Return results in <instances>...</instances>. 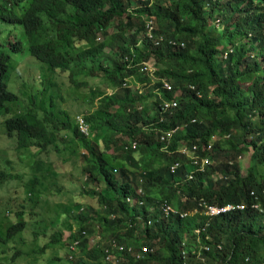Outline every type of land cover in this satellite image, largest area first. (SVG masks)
Instances as JSON below:
<instances>
[{
	"label": "trees",
	"instance_id": "1",
	"mask_svg": "<svg viewBox=\"0 0 264 264\" xmlns=\"http://www.w3.org/2000/svg\"><path fill=\"white\" fill-rule=\"evenodd\" d=\"M15 1L0 0V37L5 24L19 26L30 53L50 67L42 75L44 84L52 83L50 77L57 71L71 72L77 83L97 77L113 92L91 90L87 97L90 103L99 97L96 109L89 106L85 115L93 139L80 135L74 119L63 111L56 119H52L54 109L41 120L32 113L17 115L18 96L7 84L10 57L0 52L3 141L11 150L18 147L25 158L33 157L32 147L38 153L48 146L61 152L62 142L74 155L79 154L78 147L87 148L85 187L97 199V208L81 210V203L68 207L65 220L55 221L53 230L42 221L30 229L25 213L16 214L15 222L0 229V253L21 254L26 247L23 254L30 256L35 248L34 242L26 241L27 235L38 239L45 259L74 220L81 224L70 241H79L84 258L76 259L79 252L68 249L73 259L55 257L52 264L63 259L69 264H109L105 250L120 255L113 244L132 248L134 254L141 247L153 250L140 261L125 255L126 264H196L191 250L196 238L211 247L210 252L203 251L206 264H264V13H257L255 0H225L237 11L222 19L221 35L209 26L207 11L212 4L221 8L222 0H154L150 7L141 6L143 1L133 8L129 0H25L21 7ZM10 3L18 9H7ZM143 15L155 18L146 35ZM115 20L116 32L109 34ZM229 25L234 29L229 31ZM249 33L259 47L240 44L224 65L217 62L218 48L226 40L235 43ZM12 49L20 51V43ZM250 53H255L254 59L248 58ZM151 59L162 66L154 79L141 71V64ZM87 61L90 65L83 66ZM130 79L141 83L147 93L124 87ZM163 80L171 84L170 90L164 89ZM161 98L173 100L176 106L164 112ZM61 131L72 133L78 142L60 139ZM164 133L168 135L163 139ZM249 148L248 172L241 176L237 158ZM17 151L7 153L3 164L7 170L0 167V185L16 176L12 158H19ZM203 158L208 163L201 164L199 171ZM36 172L30 183L32 194L39 193ZM95 183L101 188L90 186ZM139 187L141 195L136 193ZM128 196L142 199L144 205L128 203ZM164 202L178 214L164 217L159 210ZM227 205H243V209L215 216L205 213L206 206ZM149 208H153L150 215ZM182 213L186 215L180 217ZM138 217L145 219L143 224ZM195 230H200L199 237ZM94 232L100 239L87 248ZM184 235L189 238L186 261L178 249Z\"/></svg>",
	"mask_w": 264,
	"mask_h": 264
},
{
	"label": "rangeland",
	"instance_id": "2",
	"mask_svg": "<svg viewBox=\"0 0 264 264\" xmlns=\"http://www.w3.org/2000/svg\"><path fill=\"white\" fill-rule=\"evenodd\" d=\"M222 1L221 8H217L215 6L207 11L208 15L211 16L208 18L209 25H214L215 28L219 27L215 25L216 21L219 20L221 24L222 19L228 17L231 9H236L235 6H230L226 4L224 0ZM213 10H215L216 13L211 15ZM223 10H227V13H225L224 16H221L220 13ZM117 23L118 20L113 22V26L108 30L109 34L116 32L115 25ZM18 34L20 39H22V33L18 31ZM8 40L10 42H15V34L13 33L12 36L8 38ZM225 42H227V40ZM226 48H228V45ZM11 55L14 64L20 65L10 73V87H8L9 91L12 89L13 91L20 93L21 91L27 90L28 93L33 94L34 97H36V90L41 89L39 77L44 71V65L36 58L30 56L26 48L22 53ZM252 56H255V53H253ZM28 60H31L30 63ZM147 66L152 71L162 67L153 61L149 62ZM51 81L55 83L53 89L59 91L60 97L57 99V106L67 110L72 116L76 114H87L90 112L87 97L91 90L106 89L105 84H99L97 77H88L86 79L80 80L79 83L76 84L69 79L68 73L63 72H58L55 76H52ZM82 82L84 85H81ZM130 86L135 92H141L143 95L147 93V89L143 88V85L136 82L134 79L133 84H130ZM108 93H111V90H108ZM30 102L31 100L25 99L23 105L21 107H17L15 112H24V110L28 107H32ZM11 117L12 116L5 118L4 122L6 119ZM2 129L4 131V124ZM5 138L7 137L5 136ZM246 140L248 142L249 138ZM61 148V152L50 151L38 153L36 152V148L32 147L31 151H34L35 156L34 162L32 157L25 158L24 156H21V153L17 151L16 146L15 149L13 148L17 151L16 154L19 155V158H12V160H14L13 174L16 175L14 179L9 181V183L7 182L0 185L1 224L7 226L8 224L15 222L17 219L16 214L22 212L25 213V220L27 221V226L30 227V229L31 227H36V224L39 223V221H42L45 224V227L48 226L49 229L53 230L52 226L55 221H58L60 216L65 214L68 206H71L73 203H81L85 207L92 206L97 208V199L87 194L85 187L86 177L89 174V172L86 171L87 162L84 156V154L87 153V148L78 147V155H74L71 152V148L66 142L61 144ZM10 150L11 148L7 147L6 142L3 141L0 133V167L3 168V164L6 162L7 153L9 154L14 152V150ZM110 152H113V150L111 149ZM251 153L252 149L249 148L248 152L241 154L240 157L237 158V164L239 166V173L241 176L247 175V168H249L248 166L251 161ZM17 158L18 160H15ZM211 162L212 165H215L214 161L211 160ZM32 168L35 172L38 171L36 174L39 178V183H36V185L39 190L38 194H40L41 197L37 198L33 196V199H29L26 197V192L30 186L29 181L32 177ZM3 170H7V167H4ZM48 170L49 172H47ZM199 171H202V168L199 169ZM116 174H118V172ZM191 175L192 173L188 175V180H191ZM92 186L97 187L98 189L101 188L98 187L96 183ZM138 220V222H140L144 221L145 219L141 217ZM80 224L81 222H75L74 220H71L69 222V228L62 230V240L58 241L56 247L49 249L45 259L43 258V252H40L38 239L35 240L32 237H28L26 235V241L28 243L34 242L33 244L35 252L30 253L31 255L27 259H19L20 257L24 256L23 250H28L26 247H22L21 254L18 252L19 257L15 261L12 260V264H49L48 262L51 263V260L55 257L62 258L65 256L68 258V245L72 242L70 241V237L73 233L78 231ZM139 224H143V222H140ZM140 227L142 228L141 225ZM16 239L18 240L19 237L17 236ZM99 239L100 235L98 233L94 232L91 234L87 241V248L92 247V245ZM187 240H189V238L187 235H184L180 245L178 246L179 250H182L185 247V250L188 251L186 248V244H188ZM222 246L223 244L220 243L218 245V249H221ZM14 253L15 251L7 254L0 253V258L9 255V257L12 259ZM134 255L135 254H132V256ZM80 258H84L81 249H79V254L76 259ZM3 261L5 264H11L10 259H4ZM60 264L69 263L67 260L63 259ZM111 264H117V262L114 260V263Z\"/></svg>",
	"mask_w": 264,
	"mask_h": 264
},
{
	"label": "clouds",
	"instance_id": "3",
	"mask_svg": "<svg viewBox=\"0 0 264 264\" xmlns=\"http://www.w3.org/2000/svg\"><path fill=\"white\" fill-rule=\"evenodd\" d=\"M144 1V4L143 5H141V6H146V7H150L151 5H152V3H153V1L154 0H129V2L131 3V7L133 8L134 7V5L136 4V3H138V2H143ZM225 1V0H224ZM25 2V0H17V1H15V3L17 4V5H19L20 7L22 6V4ZM255 3L257 4V7H258V9H257V13H260L261 14V12L262 13H264V3L263 4H260V5H258V0H255ZM141 6H139V7H141ZM19 7V8H20ZM214 7V4H212L211 5V7L210 8H213ZM131 8V9H132ZM7 9H10V10H16V9H18V8H15L14 6H13V4L12 3H10L8 6H7ZM231 10H234V11H237V7H236V9H231ZM214 11V10H213ZM216 12L214 11V12H212V14L211 15H214ZM207 14H208V12H207ZM238 13L236 12L234 15H237ZM242 14H244V12H242ZM142 23H143V26H144V34L146 35V34H149V32L152 30L151 29V27L154 25V21H155V18H154V16H149V15H143L142 16ZM6 26H5V30H4V32H3V35H1V37H0V52L1 51H4L6 54H7V56H9L10 57V60H9V71H8V74H7V84H8V87H10V82H9V77H10V73H11V71L12 70H14V69H16L20 64H14V62H13V60H12V55L11 54H17V53H22L24 50H25V48H26V50H27V52H28V54L30 55V56H32V57H34V58H36L40 63H42L43 65H44V71H43V73L45 72V70L47 69V68H49L50 69V67L47 65V64H45V63H43L41 60H39L36 56H34V55H32L31 53H30V51H29V42H28V40L27 39H20V36H19V34H18V31L20 32V28H19V26H14V25H8V24H5ZM215 25L216 26H219L218 28H216L217 29V31H216V33H218L219 35H221V34H223V29H224V25L222 24V21H221V24H220V21L218 20V21H216L215 22ZM209 26H213L214 28H215V26L214 25H209ZM227 26V25H226ZM234 27H235V25H229V31H231V30H233L234 29ZM15 34V37H16V41L15 42H10L9 40H8V38L9 37H11L12 36V34ZM254 35L252 34V33H249V34H247V35H244L243 36V39L241 40V39H239L238 41H236L235 43H230V42H225V44H223L221 47H219L218 48V54L216 55V60H217V62L218 63H222L223 65L225 64V62H226V60L228 59V56H229V54L230 53H234L235 52V50H236V47L237 46H239L240 44H246V45H249V44H252V45H255V47H259V43H254ZM97 41L98 42H100L101 41V37H100V35H98L97 36ZM25 42V43H24ZM18 43H20V51H17V52H15L13 49H12V47H14V46H16ZM228 45V48H226V46ZM3 46H5V48L3 49L2 47ZM106 51V50H105ZM1 58H2V56H1V53H0V61H1ZM248 58L251 60V59H254V56H252V54L250 53L249 55H248ZM30 61L31 60H28V62L30 63ZM151 61H153L154 63H156L155 62V60L154 59H151V60H149L148 62H143L142 64H141V71L142 72H147V73H149L150 74V76L154 79V78H156V75H155V72L157 71V70H155V71H152V70H150L149 68H148V66H147V64L149 63V62H151ZM83 64V66H89L90 65V62H84V63H82ZM219 65V64H218ZM39 66V65H38ZM41 67V66H40ZM58 72H61V71H57L55 74H54V76L58 73ZM43 73L41 74V76L39 77V83H40V85H41V89H37L36 90V97H34V95L33 94H30V93H28V91L27 90H25V91H21L20 93L19 92H16V91H13L12 89L10 90V92L12 93V94H16L17 96H18V101H17V107H21L22 105H23V103L25 102V99H28V100H31V102H30V104L32 105V107L30 106V107H28L27 109H25L24 110V112H16L17 113V115H19L20 114V116H24V115H27V114H29V113H32V114H34L37 118H39V117H42L44 114H46L47 112H49L50 110H53L54 109V113H53V115H52V119H56V117H57V115H58V112L59 111H63L64 113H68V115H70L69 114V112L67 111V110H64V109H62L60 106H57V103H58V98L60 97L59 96V91L58 90H54L53 89V87H54V85H55V83L54 82H52V83H50V81H48V82H45V84L42 82L43 81V79H42V75H43ZM66 73H68L69 74V79L73 82V83H76V84H78L77 83V81H76V77H73L72 76V74H71V72H66ZM80 75V74H79ZM81 76H83L82 74H81ZM52 77V76H51ZM50 77V78H51ZM51 80V79H50ZM163 82V87H164V89H166V90H170V89H168V88H166L165 86H164V84L165 83H168L169 84V86L171 87V84L169 83V82H167V81H162ZM129 83V84H128ZM130 84H133V80H126V82L124 83V87H130L131 88V90H133L134 91V89L130 86ZM110 88L111 87H106V89L104 90V91H106V93L108 94V95H110L112 92H113V90H111V93H108V90H110ZM9 90V89H8ZM93 90H97V89H93ZM135 92V91H134ZM89 94H90V92H89ZM89 96V95H88ZM50 100H51V103H50ZM98 100H99V97L98 98H96V99H94V101L92 102V103H90L89 102V100H88V103H89V106H91L90 108L94 111L95 109H96V106H97V104H98ZM161 100V108H162V106L164 105V103L165 102H172V101H170V100H166V99H160ZM17 107H16V109H17ZM15 109V110H16ZM85 115L86 114H76V115H70V118L72 117L73 119H74V122H76V124H77V126H78V133L80 134V135H82V136H85V137H87V138H90V139H93V136H94V132L92 131V129H90V127H89V124L87 123V120H86V118H85ZM40 119V118H39ZM41 120V119H40ZM62 136H65L64 137V140H67V141H71V142H78V140H77V138H74L73 137V134L72 133H69V134H63V131H61L60 133H59V138L60 139H62ZM75 139L77 140V141H75ZM63 144L65 143V142H62ZM61 143V144H62ZM17 150H18V147L16 148ZM57 148H55V147H52V146H48L47 147V149H45L44 151H42V152H50V151H55ZM61 150H62V148H61ZM57 152V151H56ZM40 153V152H39ZM78 155V154H77ZM31 158V157H30ZM32 160H33V162L35 161V156H34V154H33V157H32ZM45 162V161H44ZM33 164V163H32ZM32 170H33V168H32ZM116 171V170H115ZM34 170L32 171V177H31V179H30V183H31V180L33 179V176H34ZM47 172H49V170L47 171ZM117 173V172H116ZM88 176V175H87ZM86 183H87V177H86ZM41 184V183H40ZM93 185V184H92ZM92 185H90V186H92ZM85 186H86V184H85ZM30 187H31V184H30V186H29V188H28V190H27V192H26V197L27 198H29V199H33L32 197L34 196V197H37V198H39V196L41 197V195L40 194H38V193H36V192H34V194H32L29 190H30ZM42 187V186H41ZM141 187H139L137 190H136V193L138 192V190L140 189ZM142 189V188H141ZM142 192L143 191H141L140 193H137L138 195H141L142 194ZM37 194L39 195V196H37ZM128 198H130L131 200L130 201H128L127 199ZM127 201H128V203H130V204H135V205H139V203L137 202L138 200H141V202H142V204H140L139 206H143L144 205V203H143V201H142V199H139L138 197H133V196H128L127 197ZM76 203H73L71 206H68V207H72L73 205H75ZM84 208H85V206L84 207H82V209L81 210H84ZM152 210H153V208H149L148 209V215H150V213L152 212ZM65 213H66V211H65ZM17 214H20V213H17ZM9 215V214H8ZM147 215V217L149 218V216ZM65 217H66V214H62L61 216H60V218L59 219H62V218H64V220H65ZM141 217H138L137 218V220L138 219H140ZM69 219V218H68ZM150 219V218H149ZM149 219H147V220H149ZM147 220H146V222H147ZM139 221V220H138ZM140 222H144V221H140ZM145 222V223H146ZM147 225V224H146ZM148 226V225H147ZM2 228H5V225L4 224H1L0 223V229H2ZM69 228V227H68ZM65 229H67V228H65ZM65 229H63V230H65ZM111 243V242H110ZM109 243V244H110ZM68 249H71V250H77L78 252H79V241L78 240H73L69 245H68ZM15 251V253H14V255H13V257H12V259H11V257H9V255H7L6 257H1L0 258V264H5V262L3 261L4 259H10V261H11V264H12V260H16L18 257H19V253H18V251L17 250H14ZM29 257V255L28 254H25L24 256H22V257H20L19 259H27ZM68 257H69V259H73L74 257H73V252L70 254H68ZM18 259V260H19ZM49 264H52V262L50 263V262H48ZM120 263H122V262H120ZM110 264V263H109Z\"/></svg>",
	"mask_w": 264,
	"mask_h": 264
},
{
	"label": "built area",
	"instance_id": "4",
	"mask_svg": "<svg viewBox=\"0 0 264 264\" xmlns=\"http://www.w3.org/2000/svg\"><path fill=\"white\" fill-rule=\"evenodd\" d=\"M164 86L168 89H171V87L169 86L168 83H165ZM176 106V103L174 101L172 102H165L164 105L162 106V110L164 112L170 110L171 107H175ZM174 130L168 132V133H172ZM165 134L167 133H164L162 135V138L164 139L165 138ZM168 135V134H167ZM208 163V160L203 158L201 163H200V166H199V169L202 168L201 164H207ZM141 192V188L138 190L137 193H140ZM128 201H130L131 199L128 198L127 199ZM140 204H142L141 200H138L137 201ZM235 208L237 209H243V205H227V206H224V207H217V206H206L205 208V213L209 216H215V215H219L221 213H225V212H228V211H231V210H234ZM159 210L163 213L164 217H168L170 214H178L177 210L175 208H173L171 205H169L168 203L164 202L163 204H161ZM186 214L185 213H182V214H179L180 217H184ZM146 224L148 226L151 225V221L148 220L146 222ZM203 231V229H202ZM199 233H200V230H195L194 231V234L197 235L199 237ZM113 247H116L117 248V251L120 253V255H116L114 253H111V252H108L107 250H105L106 252V256H105V262L107 263H114V260L116 262H123V264H126L127 262V259H124L123 258L125 257V255L129 254L130 256H132L133 251H132V248H127L125 249L124 246H116L115 244H113ZM191 250L193 251L192 254L195 255V262L196 264H206L207 263V258L204 256L203 254V251L205 252H210L211 251V247L209 245H204L203 243L200 242V240L198 238H196V240L194 241V244H193V247L191 248ZM152 249H150L148 246L146 247H141L140 250L134 255V259L135 261H140L144 258V254H150L152 253ZM181 252V257L184 261H186L188 259V252L185 250V247L180 250ZM123 260V261H121Z\"/></svg>",
	"mask_w": 264,
	"mask_h": 264
}]
</instances>
